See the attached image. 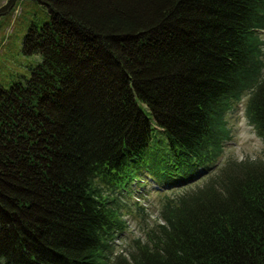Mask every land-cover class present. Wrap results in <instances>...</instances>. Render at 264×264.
<instances>
[{"label":"trees","instance_id":"16d2710c","mask_svg":"<svg viewBox=\"0 0 264 264\" xmlns=\"http://www.w3.org/2000/svg\"><path fill=\"white\" fill-rule=\"evenodd\" d=\"M33 1L49 21L22 52L40 61L0 89V264H264V161L186 188L245 96L264 138V0ZM149 180L182 190L111 260L117 193Z\"/></svg>","mask_w":264,"mask_h":264},{"label":"rangeland","instance_id":"374dc122","mask_svg":"<svg viewBox=\"0 0 264 264\" xmlns=\"http://www.w3.org/2000/svg\"><path fill=\"white\" fill-rule=\"evenodd\" d=\"M49 21L47 10L33 0H0V89L8 90L13 83L23 82L30 76V69L40 61L37 55H25L22 41L32 26L41 28ZM264 40V32L261 33ZM248 96L234 104L227 113L230 138L224 142L223 154L207 170L201 169L186 188L200 185L214 174L227 160L264 161V138L259 136L246 115ZM182 190V183L158 187L151 180L146 185L132 186L130 193L118 192L124 205L125 229L111 243L109 258L129 255L137 240L144 241L145 233L156 223L160 224L159 205L162 195H173ZM141 208V210H140Z\"/></svg>","mask_w":264,"mask_h":264}]
</instances>
